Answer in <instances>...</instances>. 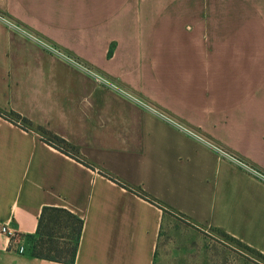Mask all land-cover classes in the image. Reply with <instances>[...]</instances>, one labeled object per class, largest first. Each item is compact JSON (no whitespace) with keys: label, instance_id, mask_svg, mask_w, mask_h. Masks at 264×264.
<instances>
[{"label":"crops","instance_id":"crops-1","mask_svg":"<svg viewBox=\"0 0 264 264\" xmlns=\"http://www.w3.org/2000/svg\"><path fill=\"white\" fill-rule=\"evenodd\" d=\"M0 110V264H155L175 215L264 255V184L206 143L264 172V0H0ZM46 206L72 261L31 254Z\"/></svg>","mask_w":264,"mask_h":264},{"label":"rangeland","instance_id":"rangeland-1","mask_svg":"<svg viewBox=\"0 0 264 264\" xmlns=\"http://www.w3.org/2000/svg\"><path fill=\"white\" fill-rule=\"evenodd\" d=\"M12 24L15 31L25 33L27 36L22 35L26 37L32 36L20 25L14 22ZM94 77L98 76L92 75L93 82L105 89H127L113 79L100 76L103 81L98 77L101 81L97 83ZM6 114L7 117L16 120L13 115ZM44 136L51 140L47 134ZM57 144L66 148L65 144ZM175 217L171 219L170 228H166L165 236L161 238L162 243L155 264H264L263 254L229 237L221 230L193 226L179 216Z\"/></svg>","mask_w":264,"mask_h":264},{"label":"trees","instance_id":"trees-1","mask_svg":"<svg viewBox=\"0 0 264 264\" xmlns=\"http://www.w3.org/2000/svg\"><path fill=\"white\" fill-rule=\"evenodd\" d=\"M9 114L19 118L15 113ZM0 115L7 114L0 110ZM9 118V117H8ZM24 122V119H21ZM50 141L58 146L65 144L63 139L53 134H48ZM138 193L150 202L156 203L159 206H165L156 199L147 196L141 191ZM82 221L71 212L64 208L58 207H42L36 225V238L31 247V254L37 257L69 262L72 261L75 253L76 244L79 238Z\"/></svg>","mask_w":264,"mask_h":264},{"label":"built area","instance_id":"built-area-1","mask_svg":"<svg viewBox=\"0 0 264 264\" xmlns=\"http://www.w3.org/2000/svg\"><path fill=\"white\" fill-rule=\"evenodd\" d=\"M3 18V17H2ZM4 19V18H3ZM5 23L7 24V26L11 29V30H14L13 29V24L11 21L9 20H5ZM15 31V30H14ZM18 33H20L21 35L24 34L26 35L25 33L23 32H19V31H16ZM23 35V36H24ZM27 36V35H26ZM30 38H34V36H30ZM45 48L48 50H50L53 54H55L56 56H58V58H60L61 60L69 63V64H72V65H75V66H79L81 68H83L84 70H86L88 73L90 70H88L87 68H85L84 66L80 65L77 61H75L72 57L58 51L57 49L53 48V47H49V46H46L44 45ZM91 75H94L96 76L97 74L95 73H92L91 72ZM102 81H103V78L100 77L99 75H97ZM98 77H94L95 78V82H100L101 80L98 79ZM118 92H120L121 94H123L124 96H127L129 98H131L132 100H135V101H138L140 102L138 99H136L133 95H130L128 93H125V92H122V91H119L118 89H116ZM150 110L151 108L149 106H147ZM160 117H162L163 119H166L167 121L169 122H172L171 119L169 117H166L163 113L159 112L158 114ZM177 127L183 129L184 131L188 132L189 134H192L196 137H199L197 136L195 133H193L192 131H190L189 129H187L186 127L182 126V125H179V124H175ZM207 144H210L216 151L217 153H219V155L225 159H227L228 161L232 162L233 164H235L236 166H238L239 168H241L243 171H245V173H247L249 176L253 177L254 179L258 180L259 182L263 183L264 184V172L262 170H260L259 168H257L256 166L248 163L247 161L239 158L238 156H236L235 154L223 149L222 147H219V146H216L214 144H211V142L209 141H206ZM0 233H2L3 235H5L9 241L11 243H16L17 241V237L15 235V233L9 229L7 227V225H4V224H1L0 225Z\"/></svg>","mask_w":264,"mask_h":264}]
</instances>
